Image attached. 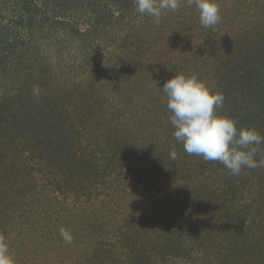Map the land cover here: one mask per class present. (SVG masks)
I'll list each match as a JSON object with an SVG mask.
<instances>
[{
    "label": "trees",
    "instance_id": "trees-1",
    "mask_svg": "<svg viewBox=\"0 0 264 264\" xmlns=\"http://www.w3.org/2000/svg\"><path fill=\"white\" fill-rule=\"evenodd\" d=\"M216 2L220 9L221 20L214 28H204L200 24L199 11L195 5L189 7L183 2H180L176 11H167L160 19L159 24H156L152 17L141 15L137 11L134 0H0V109L16 101H20L22 104L18 103V108H30L29 112H24L21 115L15 111L6 112L5 117L1 114L0 126L3 125L4 119L7 120L10 117L17 119L18 115L27 117L41 125L51 120L56 124V121L59 120L61 133L64 134L60 140L61 154L64 156L63 152H69L72 155V160L68 165L69 168H72L71 172H74L72 180L80 177L78 187L86 188L88 191L90 189L91 192L92 179L102 176V172L104 173L102 176L103 186L107 184L110 188L115 183H123L122 180L120 182L117 180L120 175L116 177L114 171L117 169L118 162L123 165L128 164L124 160L121 161L122 159H128L137 154L138 144L135 143L139 142V139L132 142L138 138L135 132L128 135L129 140H127L123 135V130L118 129L117 124L110 117L116 113H121L123 116L128 115L131 112L130 107L120 105L116 107V110H112V108L107 110L104 108L105 102L102 98L104 85H111L115 80V86L120 85L122 75L115 73L113 77L109 78L110 73H107L108 77L105 80L92 81L87 85V100L79 104L76 103L71 112L74 93L77 95V92L82 89L80 81L72 80L75 81L73 83L74 90L70 92L67 81H58L56 77H53L52 70L46 66V63L55 59V62L61 67L65 62L61 53L67 49L70 50L68 41L75 40V35L82 37L95 32L92 29L80 32L74 21L65 18L66 10L74 8L76 5L90 10L89 17L95 16L92 26L94 25L95 28L96 23V27L100 26L101 31L108 27L112 21L117 20L119 23H116L117 26L125 22L129 31L126 34L127 39L120 47H122L123 55L127 51V55L122 56V61L126 65H130L129 54L133 51L134 42L132 43V40L136 39L135 37H140V44L137 48H143L142 52L152 51L154 40L157 38L161 40L164 35H168L169 43L170 40L175 39L180 41L184 26L186 29L191 28L188 38H195V40L197 37L200 38L204 47H211L212 52H217L219 42L225 43L228 40L230 43H235L237 39L242 38L241 55L232 57V62H219L216 67L207 69L199 79L212 91L215 88H211L209 85H211L210 82H215V87L217 85L215 92L223 94V105L216 110L218 115L233 119L238 129L251 127L264 136V132L261 133L260 129L264 127V0H216ZM245 13L250 24L245 27L235 24L238 19L245 18ZM255 18L258 20L257 24ZM88 20L90 21V18ZM135 23L138 26L133 30L132 27ZM154 25L156 28H153ZM158 26L159 28L164 27L163 35L161 30H158ZM69 30L72 31L71 35L69 34L70 39L67 36L68 33H65ZM223 31H230V34L225 36ZM129 43L132 44L127 48ZM158 45H162L161 42ZM195 45L197 46V41ZM164 53L165 51L161 54ZM67 58L69 61L73 59L72 57ZM201 60H197L198 63ZM80 65L72 64L74 70L80 69ZM129 65L124 68L126 69L125 74H127V70L131 71ZM157 66L159 64L156 63ZM92 67L93 65L88 64L84 71H90ZM146 70V77L153 79L152 81H156L158 84H160L161 78L167 79L168 77L161 68H157L154 73L148 67ZM117 71V69L114 70V72ZM129 77L127 78L129 79ZM68 82L71 84V79ZM34 87H39L41 90L39 98L33 94ZM160 93L161 97L148 98L141 105L143 115L139 119L136 118L137 122L132 126L135 128L140 125L141 135H144L149 129H153L154 132L159 126L156 125V118L150 117V113L154 105H156V109L160 107L163 111L166 110L167 98L163 92L160 91ZM122 99L131 100V92L125 90L122 93ZM109 100L111 103L109 104L107 101L106 105L112 107V104L116 105L118 101H121V98H116L112 94ZM239 100L240 104L238 105ZM68 106L69 113H67ZM132 111V115H136V117L140 113L137 105L133 106ZM31 115H34L35 119ZM148 115L150 118H147ZM133 118L135 119V117ZM255 122H259L258 125L261 127L254 128ZM42 129L44 128L41 126L38 131ZM94 130L101 135L102 139L104 137L101 144L103 143L107 150L102 147L97 136L93 137V143L89 142L88 138H91ZM1 131L5 130L0 128ZM20 132L27 135L26 131ZM38 135L41 136V133ZM156 138L154 152L170 155L175 150L184 166L187 167L190 164L188 157L193 155H188L184 151L182 142L172 139L169 143L168 140L163 142L158 140L157 136ZM24 140L26 141V139ZM39 142L43 143L40 139ZM55 152L60 153L58 147H53L45 152L44 156ZM97 153H102L105 157V164H100ZM257 153L264 155L261 151ZM61 154L54 158L60 159L58 157H62ZM111 155L113 156L111 157ZM193 157L196 163H199L197 156ZM206 163L210 166L209 169L214 171L225 169L221 163L217 164L215 168L212 167L216 162ZM77 168L79 172L75 171ZM101 168L102 172L100 173ZM250 171L251 169L244 168L241 173L245 174L246 178L251 176ZM17 176L19 175L17 174ZM64 176L63 173L62 177H55V179L62 181ZM68 179L71 180V178ZM84 180L88 184H83ZM179 181L180 178L178 183ZM65 183L69 186L67 182ZM257 185L248 182L240 188L232 184L220 188L215 184L212 187L208 183L205 188H199L194 192L186 190V195L185 189L182 190L179 194H184V197L176 196L169 203L161 205L160 209H156V203L151 200L141 198L140 194L132 187L126 188L129 192V194L127 193V197L129 195L128 203L132 201L142 208L140 210L141 224L142 228H146L144 231L146 235L143 234L140 238L136 235L133 238L128 237L125 242L126 246L119 251H115V249L107 251L98 247L85 248L79 257L76 255V259L79 258L76 264H116L118 261L121 264H264V239L260 240V237L256 235H260V232H255L258 230H254V227L247 224L248 220L253 218L255 219L254 223L259 220L258 228H260L259 225L264 227V202L260 200L261 205L258 210L257 207H247L246 205L251 201L252 203L256 202L255 206H257L262 194ZM119 186L123 188L122 184ZM174 188L176 189V186ZM152 189L154 188L151 186L150 191ZM212 194H214L212 200L204 199L205 196L211 197ZM111 195L113 196L114 193ZM132 196L133 199H131ZM24 200L20 199L21 202ZM28 201L25 204L26 207ZM0 204L5 205L2 202ZM115 205L120 206V203L110 200L104 206L113 211ZM6 209L8 208H5V211ZM24 212L25 210L21 212V215L27 218ZM205 213H211V216L206 217ZM250 214H256V216L252 217ZM7 215L9 216V213ZM234 218L238 224L235 223ZM57 219H60L58 215ZM122 219L124 221L121 224L122 227L128 230L129 220L124 217ZM253 219L250 221L253 222ZM42 220L44 219L34 217L24 220V223L34 228L40 227L41 235L48 239L45 241H50L53 239L51 232L53 233L54 226L51 227L50 220L46 218L45 222ZM106 223H100L98 220L96 226L98 237L102 238L104 234H107L103 230ZM15 224V222L7 224L5 228H8V231L1 232L6 242H8L6 235L10 234L12 227L19 228ZM242 228L248 231H241ZM44 230L49 236L43 234ZM247 241H249V245ZM254 241L255 244H252ZM96 242L97 245L98 243L101 246L107 245L105 240H96ZM242 244H245L244 249L241 248ZM33 256L35 253L28 255L30 262L27 263L39 264V261L33 262ZM66 258L67 255L58 257L57 263H54L57 259L53 258L52 264H66ZM14 260L15 264H21V261H16L21 258H14Z\"/></svg>",
    "mask_w": 264,
    "mask_h": 264
},
{
    "label": "rangeland",
    "instance_id": "rangeland-1",
    "mask_svg": "<svg viewBox=\"0 0 264 264\" xmlns=\"http://www.w3.org/2000/svg\"><path fill=\"white\" fill-rule=\"evenodd\" d=\"M180 2L187 4V0H180ZM66 11L67 16L65 18L72 22L74 21L76 28L80 32H84L87 29L95 30V32L82 37L75 35V40H72V42L68 41L70 50L67 49V51L61 53L65 59L61 67L58 66L55 59L50 61V63H46V66L52 70L53 77H56L58 81H67L70 92L74 90L73 83L78 80L80 81L82 89L80 92H77V95L74 93V100L72 102L70 101L73 103L71 112L76 103L79 104L87 100L88 94L86 91L88 90V84L92 81L96 82L98 79L105 80L108 77L107 73H110L109 78L113 77L115 73L121 74L122 81L120 85L115 86L114 83L116 80L111 85H104L102 98L105 102L104 108L107 110L108 108L116 110V107L120 105L130 107L131 112L128 115L123 116L121 113H116L114 116H109L115 121L118 129L123 130V135L127 140H129L128 135L136 132L135 134L138 138L132 140V142H136L139 139V142L135 143L138 144V149H136L137 154L128 159L121 160L128 163V166L118 162L117 169L114 172L116 177L120 175L117 180L119 182L122 180L123 183H115L110 188H108L107 184L103 186L102 176L104 173L102 172V167L100 169L102 176L94 178L96 181L92 179L91 184L93 185L91 186L90 192V189L88 191L86 188L78 187L80 177L72 180V173L74 172H71L72 168H69L68 165L72 160V155L69 152H63L64 156L61 154L60 140L64 134L62 135L61 133L62 129L59 126L60 124H58L59 120L56 121V124L51 120L41 125L27 117H19L24 112L30 111L28 107L27 109L18 108V103L22 105L20 101L13 102L5 108L0 109V116L3 114L4 117L6 112L12 113L15 111L17 114L20 113L17 119H12V117L7 120L4 119L2 121L3 125L0 126V128L5 130L0 132V190H3L0 191V203L2 202L7 206L0 204V235L3 236L1 232L8 231V228H5L7 224L10 225L12 222H15L19 226V228L15 229L12 227L10 234L6 235V238L8 237L7 244L11 256L16 259L21 258V260H16L17 262L21 261V264H31L27 263L30 262L28 255L35 253L33 262L36 263L39 261V264H52L53 258L57 259V261H54V263H57L59 260L58 257L67 255L65 259L66 264H76L79 260V258L76 259V255L79 257L85 248L98 247L100 249L104 248L107 251H113V249L119 251L126 246L125 242L128 240V237L133 238L136 235L140 238L143 234L146 235V232H144L146 228H142L141 224L142 218L140 210L142 208L135 205L132 201L128 203L129 195L127 197V193L129 194V192L126 188L131 187L140 194L141 198L151 200V202L156 203V209H160L161 205L169 203L176 196L178 198L184 197L187 193L186 190L194 192L199 188H205L208 183L212 187L214 184L220 188L232 184L240 188L248 182H252L253 185L258 184L257 188H260L262 194L257 206H255L256 202L252 203L251 201L246 205L247 207H257L258 210L261 205L260 200L264 202V167L251 169V176L245 178V174L243 173L237 176L231 175L226 168L220 169V171L218 169V171L211 170L209 169L210 166L207 165L202 157L197 156V162L200 164L196 163L193 156L188 157L190 164L186 167L180 162L178 155L173 160L169 154L162 155L154 152L153 148L156 147V136L158 140L163 142L168 140L169 143L172 139H175L172 134L174 129L170 123L171 113L167 106L164 111L160 107L156 109V105L151 110L150 117L153 116V118H156V125H159L154 132L153 129H149L144 135H141V132H139L140 125L135 128L132 127L137 122L136 118L139 119L143 115L141 110L142 103L144 104L146 99H151L154 96L161 97L162 94L157 88L161 89L166 80L170 79L175 73L186 76L194 75L199 79L207 69L213 66L216 67L219 62H232V57L242 54V38L237 39L235 43H230L228 40L225 43L219 42L217 44V52H212L210 50L211 47H204L200 38L197 37V40L195 38H188V33L191 28L186 29V26H184L181 31L182 36L180 37V41H176L175 39L170 40L169 43L167 39L168 35H164L163 39L158 40L157 38V40H154V49L152 51L142 52L144 51L143 48H137L140 44V37H135L136 39L132 40V43L134 42L133 51L129 54L131 61H129L130 65H128L131 66V71L128 72L127 70V74H125L124 71L126 69L124 68H127L128 65L123 63L122 56H126L127 51L123 55L121 53L122 47H120L127 39L126 34L129 31L125 26V22L117 26L116 23L118 21H112L108 27L103 28V31H101V27H96V23L95 28L94 25L92 26L95 22V16L89 17V9L75 5L74 8L67 9ZM114 16L117 15L114 14ZM89 18L90 21L88 20ZM254 20L257 24L258 20L256 18ZM235 24L242 27L250 24L249 20H247V14L245 13L244 19L235 21ZM137 26V23L133 24L132 29L135 30ZM153 28H156V25ZM159 29L163 35L164 27L159 28L158 26ZM65 33H68L67 36H69L72 31H65ZM222 33L226 36L230 34V31H223ZM137 39L138 41H136ZM196 41L197 46L195 45ZM159 42L162 45H158ZM132 43H129L127 48ZM164 51L165 53L161 54ZM67 57H72L73 59L69 61ZM200 59L202 60L198 63L197 60ZM74 63L76 65L81 64V68L74 70L75 68L72 66ZM156 63L159 66L156 67ZM88 64L93 65V67L90 71H84L85 66ZM147 67L153 70V73L157 68H161L168 75L167 79L161 78L159 80L160 84L152 81L153 79L146 77ZM113 69H117L118 71L114 72ZM128 76H130L129 79L127 78ZM70 79L71 84L68 82ZM210 84L209 87L215 88L213 90L215 92L217 85L215 87V82H210ZM125 90L131 92V100L122 99V93ZM112 94L116 98H121V101L109 107L106 103L107 101L109 104L111 103L109 98ZM237 104H240V100ZM135 105L138 106V110L140 111L137 117L136 115H132V108ZM69 112L70 108L68 106L67 113ZM31 116L35 119L34 115ZM150 117L148 115L147 118ZM258 124L259 122H255V126H252L254 128H260L261 125ZM41 126L44 129L38 131V128ZM260 129L261 133H263L264 127ZM20 131H26L27 135H24ZM38 133H41V136ZM95 136L99 137L101 144L104 137L102 139L100 137L101 135L95 130L91 138H88L90 139L89 142L93 143V137ZM39 139L43 143L39 142ZM101 145L107 150L103 143ZM126 146L128 145L126 144ZM53 147H58L60 153L55 152L49 156H44L45 152H48ZM256 147L258 148V152L261 151L264 154V144L257 145ZM75 149L77 150L76 147ZM59 154L62 157H58L60 159L56 160L54 157ZM262 156L264 155L257 153L255 159L259 161L262 159ZM97 157L100 164L106 163L102 153L98 154ZM217 164L219 162L214 163L212 168H215ZM75 171L79 172L78 168ZM63 173L65 175V181L64 178L62 181L55 179V177H62ZM68 178H71V180ZM179 178L180 181L178 183ZM83 184H88V182L84 180ZM121 184L124 189L119 186ZM151 186L154 189L150 191ZM174 186H176V189ZM104 188L106 191H103L105 190ZM95 190L97 192H94ZM182 190L185 191V195L179 194ZM113 193L114 195L112 196L111 194ZM213 197L214 194L211 197L205 196L204 199L212 200ZM20 199L25 200L21 202ZM131 199H133V196ZM110 200L114 203H120V206L115 205L116 207L113 211L112 209H107L104 205L106 202H110ZM27 201L28 205L26 207L25 204ZM5 208L9 210L6 209L5 211ZM24 210L27 218L21 215V212ZM56 212L58 214H55ZM8 213L9 216L7 215ZM57 215L60 219H57ZM205 216L209 217L211 213H205ZM250 216L255 217L256 214H250ZM34 217L44 219L42 220L43 222H45V218L50 220L51 227L54 226L52 229L53 233L51 232L53 235L52 240L45 241L48 239L41 235L42 229L40 227L34 228L24 223V220ZM122 217L129 220L128 230L121 225L124 223ZM6 219L8 220L6 221ZM252 219H249L247 224L254 227V230H258L255 232H260V235H256L260 237V240H263L264 227L259 225L260 228H258L257 224L259 220L257 223H254L255 219L251 222L250 220ZM98 220L100 223L107 222L103 226V230L107 234H104L102 238L98 237V232L96 233ZM233 220L238 224L235 218ZM62 229L72 236L71 244L66 243L61 237L60 233ZM241 231L248 230H243L242 228ZM44 233L49 236L46 230L43 231ZM96 240H105L107 245L101 246L100 243L97 245L95 244L97 243ZM247 244L249 245V241H247ZM252 244H255V241ZM244 246L245 244H242L241 248L244 249ZM137 261L140 262V260ZM116 264H121V262L118 261Z\"/></svg>",
    "mask_w": 264,
    "mask_h": 264
},
{
    "label": "clouds",
    "instance_id": "clouds-1",
    "mask_svg": "<svg viewBox=\"0 0 264 264\" xmlns=\"http://www.w3.org/2000/svg\"><path fill=\"white\" fill-rule=\"evenodd\" d=\"M134 3L141 15L152 17L156 24L167 11H176L180 6V0H134ZM187 4L198 9L202 27L214 28L220 22L216 0H187ZM157 89L167 98L173 137L182 142L188 155L202 157L206 162H219L233 176L244 168L264 167V158L255 159L256 146L264 144V136L253 128L238 129L233 119L217 114L224 101L222 93L213 92L194 75L176 73L165 81L162 89ZM40 92L39 87L33 88L37 98ZM170 156L173 160L177 158L175 150ZM60 234L66 243H72L69 233L62 229ZM0 264H15L3 236H0Z\"/></svg>",
    "mask_w": 264,
    "mask_h": 264
}]
</instances>
